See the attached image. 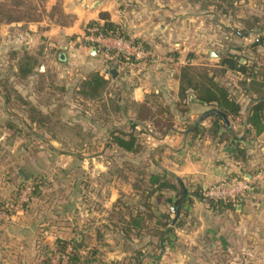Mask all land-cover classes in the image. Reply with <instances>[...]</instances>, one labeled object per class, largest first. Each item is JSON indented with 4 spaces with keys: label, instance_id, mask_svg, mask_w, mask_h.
Masks as SVG:
<instances>
[{
    "label": "crops",
    "instance_id": "0c3cea01",
    "mask_svg": "<svg viewBox=\"0 0 264 264\" xmlns=\"http://www.w3.org/2000/svg\"><path fill=\"white\" fill-rule=\"evenodd\" d=\"M59 1L60 16H69L70 21L58 20L56 29L39 31L40 21L33 25H28L26 21L6 25L11 31L7 38L14 42L7 48L8 55L15 54V42L24 36V53L39 56L46 50V44L43 45L41 41L42 37L47 36L51 38L53 46L58 44V62L62 68V76L65 77V85H70L67 79H71L76 71H98L118 89H122V99L130 98L141 103L148 100L149 96L154 107L167 108L166 111L153 113V118L161 120L159 123L138 120L131 112L120 113V121L116 123L120 131L112 132L114 136L123 135L126 139L128 135L136 137L133 151L113 143V146L130 157L128 160L131 164L125 165L133 168L131 173L135 189L131 197L135 199L143 195L136 187L143 180V156L142 150L135 147L143 144L137 141V137L142 134L146 136V146L150 149L148 166L151 170L145 180L153 187L145 195L148 209L152 220L157 214H166L172 219L167 225L169 230L166 233L163 231L159 243L160 254L152 257V260L160 259V262L167 264H189L195 261L214 264H264V190L247 191L233 201V207H211L203 193L201 197V193L196 192L200 186L204 190L224 181L251 179L260 170H264V129L256 134L248 122L247 106L250 99L257 98L259 94L249 78L244 81L238 72L225 70L227 75L230 72V80L227 81V75L221 79L227 81L226 86L241 105L238 115L226 116L227 122L220 115L221 119H218L217 114H210L213 105L197 99L189 89L186 97L180 94L181 66H196L199 63L195 60L202 55L214 57L210 51L217 57L214 50L204 48L202 44L216 39L217 26L220 28V23H217L227 14L221 13V8L217 10L220 0ZM237 1L234 0V4ZM232 15L230 13L228 16ZM104 18L120 24L131 39L144 45L148 55L126 61L103 54V60L107 63L102 65L101 71L98 70L97 67L101 66L98 52L90 45L87 47L84 40L80 39L85 37V28L89 22L103 23ZM49 51H53L52 48ZM61 54L64 59H60ZM112 63L115 64L108 72L111 68H117V74L113 78L108 73V78L104 72L106 65ZM216 66L222 67L219 64ZM8 68L16 70L18 63L9 64ZM37 68L41 70L44 64L38 63L34 69ZM79 75L82 80L85 78V75L77 73L76 79ZM216 79L218 80L217 77ZM256 80L264 81V72ZM151 94L154 96L151 97ZM23 99L33 101L30 97ZM8 103L9 98L0 95V201L16 199V185L22 181L20 169L29 176L28 181L43 178V185H39L38 190L30 196L25 208L22 207V210L10 218L0 221V264H32L28 252L32 253L30 248L41 241L42 238L36 241L37 235L44 237V242H49V245L57 242L58 227L55 224L58 223V213H68L69 208L76 204L75 207L86 205L85 215H94L95 194L92 191L90 195L88 190L85 200L87 204H83L80 201L82 197L78 191L77 180L86 178L87 188L88 183L93 187L98 170H95L94 157L91 154L87 156L86 162L82 161L76 167L73 159L68 160L66 164L70 162L71 166L62 170L61 174L75 176L74 193L71 195L70 204H64L63 198L58 200V175L53 174L56 167L52 170L53 166H47L49 160L43 146L36 149L38 153L35 155L31 152L29 142L20 146L7 136L11 128L5 120L8 116H14L9 112ZM179 103L184 105L183 111L178 109ZM111 115L108 113L107 117ZM168 115L171 117V124L167 126L163 119ZM3 119L5 120L2 121ZM262 122L264 124V112ZM214 123L217 127H214ZM89 126L87 131L94 135V127L92 124ZM109 144H103V148ZM234 146L245 149L244 159L234 156ZM20 151L23 153L15 154ZM107 165L109 164L104 163L103 169ZM125 177V181L130 184V175ZM166 182L174 185L177 190L162 186ZM130 188H133L132 185ZM135 199L134 208L132 204L126 206L137 214L141 212L143 203L139 201L137 204ZM114 200L115 197L111 196L108 203L111 205ZM124 219L127 221L126 216ZM128 225L137 228L140 223L133 216ZM157 229L161 230L158 226Z\"/></svg>",
    "mask_w": 264,
    "mask_h": 264
},
{
    "label": "rangeland",
    "instance_id": "374dc122",
    "mask_svg": "<svg viewBox=\"0 0 264 264\" xmlns=\"http://www.w3.org/2000/svg\"><path fill=\"white\" fill-rule=\"evenodd\" d=\"M5 2L8 7L12 3L11 0H0ZM61 3L59 0H27L25 7H11L12 14L14 16L24 15L29 19H37L26 21L28 25L35 24L36 21H40L38 30L44 29H56V23L58 20L65 22L70 21V17L60 16ZM220 8H217V10ZM230 9V8H227ZM223 10L220 9L222 13ZM233 15L223 16L220 22V28L217 26V37L210 42L207 40L203 43L204 48L214 50L217 57L209 58V56L202 55L197 57L196 67L201 71H207L208 73H214L218 80L226 77V71L223 67H217L219 59L224 54H235L236 56L245 59L241 63L247 62L248 66H255L257 72L264 71V42L258 46L252 47L251 44L255 41L261 32L257 27H249L248 24L244 25L243 20H248V23H253L252 17L261 16L264 14V0H238V3L233 4ZM26 18V19H28ZM12 22L0 23V95L9 98L8 108L9 112L14 116H8L5 123L11 128V132L7 135L13 142L16 141L20 146L22 144H31V152L35 155L40 145L44 148V153L49 160L47 166H53L51 168L56 170L53 174L58 175V200L63 198L64 204H70L71 195H73L75 176L61 174L62 170H66L71 166V163L66 162L68 160H74V166L85 161L87 156L91 154L94 157L95 165V182L93 187L86 183V178L77 180V187L80 194V201L83 204L85 202L87 191H92L95 194L94 203V215L87 216L86 205L69 208L68 213H58V223L55 224L58 227V240L55 244L49 245V242H44V237L37 235L36 241L42 238L40 242H36L35 246L30 248L32 253L28 252L29 258L32 260V264H66L67 256L74 249L79 253V260L76 264H167L162 263L155 258L157 254H160V242L162 238L159 237V229L161 228L162 215L157 214L152 220L150 209H148V202L145 198L146 192L152 191L153 187L146 182V176L150 174V167L148 166V159L150 156V149L146 146L145 135L137 137V141L143 142V144H137L136 149L142 150V175L143 180L140 184H136V187L141 190L142 196L131 197L134 191V180L132 173L133 168H129L128 164L130 157L124 151L113 146V131H120L119 126L116 125L120 121V113H123L124 109L120 108H108V111L104 112V109L100 107L99 101L83 97L80 93V83L82 76L79 75L76 79V74L88 75L89 72L76 71L71 79H67L70 85H65L64 76H62V68L58 62V44L53 46L50 40L51 38L45 36L42 37L41 43L46 44L45 52L39 56H35L38 63L44 64V68L34 69L27 75L18 72V69L12 70L8 68L11 63L22 62L26 53L24 43L26 38L24 36L19 37L15 42V54L8 55V47L14 42L8 40L7 36L11 34L9 25ZM27 25V26H28ZM16 26V25H15ZM35 26H33L34 28ZM11 28V27H10ZM36 28V27H35ZM211 32H213L212 27ZM232 28V30H231ZM220 30L221 32H218ZM239 30L242 33L236 34ZM244 31V32H243ZM13 32V31H12ZM208 31H206L207 34ZM247 32V33H246ZM220 34V35H219ZM86 46H93L91 42L85 38ZM83 42V41H82ZM238 46L241 48L239 49ZM52 48L53 51H49ZM28 49V48H27ZM99 49V48H98ZM94 49L99 54L100 68L105 65L107 61L103 57V53ZM10 50V49H9ZM12 50V49H11ZM110 51H113L111 49ZM102 56V57H101ZM14 57V58H13ZM217 58V59H216ZM196 59V58H195ZM239 59V61H240ZM218 61V62H217ZM37 63V65H38ZM115 64V63H114ZM114 64H107L105 75L110 77L108 69L113 67ZM103 73V74H104ZM259 75V74H258ZM230 72L227 75V81L230 80ZM234 77V76H233ZM227 81H225L227 83ZM68 86V87H67ZM79 87V89H78ZM118 87L114 83H108L107 91L117 92ZM32 98V102L35 107L40 109L44 113H52L56 116V119L61 120L62 124H65V128L68 129L60 131L58 137H53L44 128L37 127L31 123L25 113V107L19 102L15 95ZM9 97H8V96ZM108 113H111L112 117H107ZM73 124H78L81 130L84 132V142H79V135L75 134ZM92 124L94 127V135L87 131ZM116 126V127H114ZM73 128V134H71ZM118 128V129H116ZM104 130L106 132H104ZM142 130V128L140 129ZM104 133H101V132ZM122 133V131L120 132ZM123 136V135H122ZM65 142H60V139ZM134 143L136 142V137ZM68 139L75 140L82 143V146L76 148L75 146H69ZM110 143L108 147L103 148V144ZM112 143V144H111ZM134 145V144H133ZM139 150H137L138 152ZM23 152L15 154H22ZM86 162V161H85ZM84 162V164H85ZM105 164L106 169H103ZM131 164V163H129ZM62 167V168H61ZM131 173V174H130ZM130 175L131 183L125 181V176ZM46 176L45 174H43ZM21 176V175H20ZM42 178V177H41ZM22 179V176H21ZM43 180V178H42ZM42 180L40 178H33L32 181L19 182L16 185L14 196L17 199L20 190L25 184L32 187L29 197L38 190L35 188V184L41 185ZM130 182V181H129ZM262 182L255 183L253 186L260 187ZM43 185V184H42ZM132 185V189L130 188ZM201 187V186H200ZM131 189V190H130ZM130 194V195H128ZM114 196L115 200L110 205L108 198ZM85 197V198H84ZM141 197V198H140ZM11 199V200H16ZM134 199L142 201L143 207L141 212H131L126 204H132L134 208ZM10 200V199H9ZM30 199H28L29 202ZM28 202L24 203L25 208ZM75 203V202H74ZM105 205V206H104ZM104 208H107L104 210ZM22 210L19 209L18 211ZM66 209H64L65 212ZM13 213V214H15ZM141 213V214H140ZM12 214V215H13ZM124 216L127 217L125 221ZM137 218L140 225L137 228L130 227L128 224L131 222L132 217ZM52 223L50 222V225ZM79 237V239H77ZM50 240V239H49ZM65 240V244H61L60 241ZM63 245L64 250L61 251L60 246ZM18 251V248H16ZM160 257V255H159ZM198 260V258L193 257ZM15 259V258H14ZM17 259V258H16ZM203 259V258H201ZM204 260V259H203ZM189 264H214L213 262H192Z\"/></svg>",
    "mask_w": 264,
    "mask_h": 264
},
{
    "label": "trees",
    "instance_id": "16d2710c",
    "mask_svg": "<svg viewBox=\"0 0 264 264\" xmlns=\"http://www.w3.org/2000/svg\"><path fill=\"white\" fill-rule=\"evenodd\" d=\"M27 0H11V4L8 5L5 2H0V23H9V22H17V21H33L37 20L36 18L29 19L28 17H25L24 15L21 16H14L12 14L11 7H25ZM238 3V1H237ZM234 4V0H220V3L218 4V7L221 8L223 13H228L231 11V14H233L232 7ZM230 8V9H227ZM104 15L102 14V18ZM28 18V19H26ZM253 18V23H248V20H243L244 25H247L251 28L254 26L259 29L261 32L260 36L253 41L251 44L252 47L258 46L264 42V14L261 16H255ZM89 25H95L99 26L102 31L105 34H116L118 36H122L124 38H130L125 29L120 25L116 24L114 22H111L108 20V18H104L103 23H99L96 21H91L88 23ZM244 32V31H243ZM242 32L237 30L236 34L240 35ZM247 33V32H246ZM131 39V38H130ZM134 42L135 39H133ZM142 44V43H141ZM142 46H144L142 44ZM240 49L241 47L238 46ZM240 57L236 56L235 54H224L219 59V65H221L224 70H232L236 71L239 74L242 75L244 81L246 78H249L251 80V85L255 86V89L259 94H257V98H251L250 102L247 106L248 110V122L252 126V128L255 130L256 134H259L264 129V124L262 122L263 112H264V81L262 80H256V77L259 75H262L264 71L257 72V69L255 66H248L247 62L241 63L239 61ZM37 60L35 56L27 55L22 59V62L18 63V72H22V74L27 75L30 72L34 70V67L37 65ZM179 80H180V94L183 95V97L187 96V91L191 93H194L196 95V98L206 102L211 103L212 110H219L222 112L225 116L232 115L236 116L238 115L241 105L235 98L234 94L230 90L229 87L226 86V82H220L216 79L215 74L208 73L207 71H201L199 68H197L194 65L185 64L181 66L180 73H179ZM110 83L109 79H106L103 77V75H100L98 71H90L88 75L85 76V78L80 83V90L79 93L86 98L99 101L100 107L104 109V112L108 111V108H123V113L131 112L134 115H136L138 120H151V122L159 123L161 120H157L158 118H153L154 112H163L166 111V107H154V103L148 96V100L144 102H135L131 100L130 98H121L122 89H118L117 92H111L107 91V85ZM79 89V87H78ZM126 94V93H125ZM8 96V95H7ZM19 102L25 107V113L27 115L28 120L35 124L37 127L44 128L48 133H50L53 137H58L60 131L68 129L65 128V124L61 123V120L56 119V116H54L52 113H44L37 107H35L33 104H31L29 101L24 100L20 97V95H15ZM151 97L154 96L153 94L150 95ZM9 97V96H8ZM122 101V102H121ZM253 102V104H252ZM177 107L179 110H184V105L179 103L177 104ZM218 119H221L219 115H216ZM164 124L167 126L171 124V117L170 115L166 116L163 119ZM214 127H217L216 123H214ZM73 128L75 129L74 133L79 135V142L83 140L84 132L81 130V127L78 124H73ZM73 128L72 133L73 134ZM58 135V136H57ZM127 136V135H125ZM60 139V138H59ZM114 143H116L118 146L133 151L134 147V138L132 135H128V138H124V136L115 135L113 137ZM60 142H65L64 140L60 139ZM76 142L75 140L68 139L67 143L69 146H82V143ZM76 147V148H77ZM233 154L236 158H245V149H242L238 146H234L233 148ZM39 186V185H38ZM35 184V188L38 187ZM162 186L174 189V185L170 183H164ZM181 189H179V192ZM196 192L203 193V189L201 187L197 188ZM35 193V192H34ZM182 193V192H180ZM205 200L210 204L212 207H216L219 205L223 206H232V203H234L231 200L226 199H214V198H205ZM4 201H0V206H2ZM172 219L166 215L162 214V220H161V230H159V237L162 238L163 231L166 233L168 229V224L171 223ZM138 223V222H137ZM61 244H65V240L60 241ZM61 251L64 250L63 245L60 246ZM79 253L74 249L72 252H70L67 256V263L66 264H76L79 260Z\"/></svg>",
    "mask_w": 264,
    "mask_h": 264
},
{
    "label": "built area",
    "instance_id": "2783aa9c",
    "mask_svg": "<svg viewBox=\"0 0 264 264\" xmlns=\"http://www.w3.org/2000/svg\"><path fill=\"white\" fill-rule=\"evenodd\" d=\"M85 39L93 44L92 48L100 50L104 55H112L124 60L140 59L146 57L147 51L141 43L133 39L124 38L116 34H105L99 26L88 25L85 28ZM113 49V51H110ZM264 181V170H260L251 179L224 181L210 185L203 190L205 198L226 199L236 201L239 196L244 195L253 184ZM32 187L25 184L20 190L16 200L4 201L0 206V221L10 218L13 213L21 209L28 201Z\"/></svg>",
    "mask_w": 264,
    "mask_h": 264
},
{
    "label": "water",
    "instance_id": "95a60500",
    "mask_svg": "<svg viewBox=\"0 0 264 264\" xmlns=\"http://www.w3.org/2000/svg\"><path fill=\"white\" fill-rule=\"evenodd\" d=\"M93 49H94V48H93ZM210 53H211V55H213L214 57H216V55H215L212 51H210ZM60 59H64V55H63V54L60 55ZM243 61H245V59L241 58V59H240V62H243ZM109 73H110L111 76L114 78V77L116 76V74H117V68H111V69L109 70ZM209 113H210V114H217V115H220V116H221V117L227 122L226 116H225L222 112H220L219 110H212V111H210ZM19 173H20V175L22 176V181H23V182H27V181L29 180V176H28L27 174H25L23 170L20 169V170H19ZM260 189H261V191L264 190V181H263L262 184H261V188H260V187H257V186H253V187H252L251 189H249L248 191H249V192H258Z\"/></svg>",
    "mask_w": 264,
    "mask_h": 264
}]
</instances>
